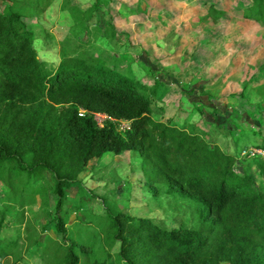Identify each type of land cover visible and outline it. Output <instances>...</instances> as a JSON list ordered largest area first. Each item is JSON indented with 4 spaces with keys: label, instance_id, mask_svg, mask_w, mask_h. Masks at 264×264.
I'll return each instance as SVG.
<instances>
[{
    "label": "rangeland",
    "instance_id": "374dc122",
    "mask_svg": "<svg viewBox=\"0 0 264 264\" xmlns=\"http://www.w3.org/2000/svg\"><path fill=\"white\" fill-rule=\"evenodd\" d=\"M196 2L207 7L199 9ZM212 2L229 7L216 26L203 20ZM31 5L0 0V10L11 6L25 14L49 70L65 58H80L145 85L154 91L156 119L196 131L231 155L240 175L260 181L255 161L261 155L252 153L264 149V26L242 17L251 0H52L43 13ZM95 118L100 125L108 119ZM128 128V121L119 122L122 134ZM141 161L132 151L105 154L91 160L67 190L59 215L77 244L80 264H124L119 245L112 248L105 234L108 212L151 218L169 228L193 220L190 201L148 182ZM42 183L45 196L27 197L22 205L0 180V231L6 241L17 242L16 258L2 264L51 262L45 250L62 237L51 175Z\"/></svg>",
    "mask_w": 264,
    "mask_h": 264
},
{
    "label": "trees",
    "instance_id": "16d2710c",
    "mask_svg": "<svg viewBox=\"0 0 264 264\" xmlns=\"http://www.w3.org/2000/svg\"><path fill=\"white\" fill-rule=\"evenodd\" d=\"M30 1L35 3L31 10L43 13L52 0ZM251 4L242 7V17L264 26V0ZM208 7L203 12L208 25L225 20L229 7L214 2ZM152 93L80 58H65L49 70L25 14L11 6L0 10V180L24 205L27 197L45 196L42 180L51 175L62 238L49 243L46 260L80 264L77 244L68 239L67 223L59 215L67 190L91 160L132 151L141 156L148 182L190 201L194 218L169 228L151 218L108 212L105 234L112 248L119 245L121 263L264 264V158L255 161L260 181L240 175L235 159L220 147H211L196 131L156 119ZM97 114L108 117L103 125ZM122 120L130 122L124 134ZM16 250L17 242L6 241L0 231V264L15 259Z\"/></svg>",
    "mask_w": 264,
    "mask_h": 264
},
{
    "label": "built area",
    "instance_id": "2783aa9c",
    "mask_svg": "<svg viewBox=\"0 0 264 264\" xmlns=\"http://www.w3.org/2000/svg\"><path fill=\"white\" fill-rule=\"evenodd\" d=\"M82 113H83V111H82ZM122 121H124V120H122ZM128 122H129V121H128ZM129 127H130V122H129ZM128 129H129V128H128ZM252 154H257V155H261V156L264 157V149H256L255 151H253Z\"/></svg>",
    "mask_w": 264,
    "mask_h": 264
}]
</instances>
